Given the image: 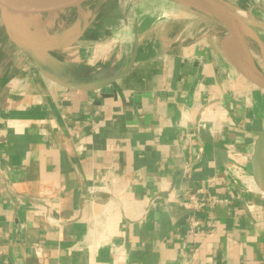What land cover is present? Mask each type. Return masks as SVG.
Segmentation results:
<instances>
[{"label":"crops","instance_id":"obj_1","mask_svg":"<svg viewBox=\"0 0 264 264\" xmlns=\"http://www.w3.org/2000/svg\"><path fill=\"white\" fill-rule=\"evenodd\" d=\"M221 1L264 42V0ZM193 9L89 0L29 48L0 9V264H264V89Z\"/></svg>","mask_w":264,"mask_h":264},{"label":"water","instance_id":"obj_2","mask_svg":"<svg viewBox=\"0 0 264 264\" xmlns=\"http://www.w3.org/2000/svg\"><path fill=\"white\" fill-rule=\"evenodd\" d=\"M89 0H0L1 15L8 35L19 44V36L26 30L35 28L70 8L81 7ZM194 7L214 28L219 44L228 59L238 70L264 89V69L254 60L247 48L246 37L253 38L260 46L264 58V42L260 35L233 9L221 0H180ZM38 6L40 10L30 19L13 20V10L19 7ZM225 28H222L221 25ZM213 25V26H212ZM264 163V129L258 133L252 165L255 176L260 179Z\"/></svg>","mask_w":264,"mask_h":264},{"label":"built area","instance_id":"obj_3","mask_svg":"<svg viewBox=\"0 0 264 264\" xmlns=\"http://www.w3.org/2000/svg\"><path fill=\"white\" fill-rule=\"evenodd\" d=\"M206 199V201L209 203V205L210 206H214L215 204H216V202H217V196H215V195H212V194H210L209 196H207V198H205ZM194 202H195V200H194Z\"/></svg>","mask_w":264,"mask_h":264},{"label":"rangeland","instance_id":"obj_4","mask_svg":"<svg viewBox=\"0 0 264 264\" xmlns=\"http://www.w3.org/2000/svg\"><path fill=\"white\" fill-rule=\"evenodd\" d=\"M193 8H194V7H193ZM193 10H194L195 12H197V13H195V14H197V15H195L196 18L198 17V19H199L200 21L203 20L202 18L199 17V16H201V15H200V13H198V10H196L195 8H194ZM255 54H256L258 60H261V56H260V54H259L258 52H255Z\"/></svg>","mask_w":264,"mask_h":264}]
</instances>
